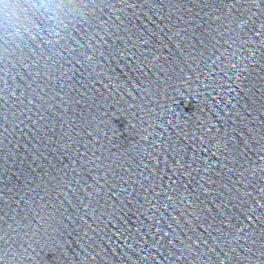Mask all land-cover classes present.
<instances>
[{
    "label": "water",
    "instance_id": "obj_1",
    "mask_svg": "<svg viewBox=\"0 0 264 264\" xmlns=\"http://www.w3.org/2000/svg\"><path fill=\"white\" fill-rule=\"evenodd\" d=\"M2 264H264V0H0Z\"/></svg>",
    "mask_w": 264,
    "mask_h": 264
},
{
    "label": "snow or ice",
    "instance_id": "obj_2",
    "mask_svg": "<svg viewBox=\"0 0 264 264\" xmlns=\"http://www.w3.org/2000/svg\"><path fill=\"white\" fill-rule=\"evenodd\" d=\"M0 264H2V260H0Z\"/></svg>",
    "mask_w": 264,
    "mask_h": 264
}]
</instances>
